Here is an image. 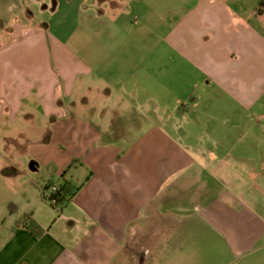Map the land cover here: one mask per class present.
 Masks as SVG:
<instances>
[{
	"label": "crops",
	"instance_id": "0c3cea01",
	"mask_svg": "<svg viewBox=\"0 0 264 264\" xmlns=\"http://www.w3.org/2000/svg\"><path fill=\"white\" fill-rule=\"evenodd\" d=\"M134 3L133 19L122 2L103 13L102 64L0 0V120L94 134L87 181L63 176L67 239L7 203L0 264H124L129 244L138 264H264V0Z\"/></svg>",
	"mask_w": 264,
	"mask_h": 264
},
{
	"label": "rangeland",
	"instance_id": "374dc122",
	"mask_svg": "<svg viewBox=\"0 0 264 264\" xmlns=\"http://www.w3.org/2000/svg\"><path fill=\"white\" fill-rule=\"evenodd\" d=\"M22 6L24 12H29L32 20L29 25L42 24L50 32H59L60 28L73 33L72 49L77 57L86 59L92 57L94 62L103 64V13L111 19L113 13L110 1L128 4L123 9V16L129 20L138 13L135 1L140 0H63L68 18L55 17L47 9L53 6V1L62 0H14ZM133 1V2H132ZM143 1V0H141ZM134 8V9H133ZM141 9V7H139ZM133 11V12H132ZM62 26V27H61ZM96 104V103H95ZM98 107L100 99L97 102ZM98 121L97 119H94ZM5 124L0 129V218L3 217L7 203L14 204L17 219L24 221L25 213L21 210L28 201L32 204V211L44 225L53 226V233L60 235L64 229H71L69 221L62 216L76 215V207L65 205L55 207L50 202H45L41 196L44 186L49 182L65 185L63 176L75 186L85 183L89 175L83 167L87 156V144L92 142L94 134L87 131L67 133L65 130L53 133L46 127V120H31L26 127L25 120H18L16 125L10 127L8 119L0 120ZM83 121V120H82ZM48 122L52 123L51 120ZM24 124V125H23ZM51 125V124H50ZM48 124V126H50ZM44 127V128H43ZM37 164V169L32 170L31 165ZM46 193V192H45ZM63 208V209H62ZM85 230L82 227L73 230L75 235H80ZM95 238H92V241ZM141 247H133L131 244L125 249L124 264H138L137 254ZM195 264V263H191ZM197 264H219L205 260Z\"/></svg>",
	"mask_w": 264,
	"mask_h": 264
},
{
	"label": "trees",
	"instance_id": "16d2710c",
	"mask_svg": "<svg viewBox=\"0 0 264 264\" xmlns=\"http://www.w3.org/2000/svg\"><path fill=\"white\" fill-rule=\"evenodd\" d=\"M264 6V3L262 4V7ZM260 12V10H259ZM52 186L54 185H47L44 187V191L50 189ZM59 192L57 194V198H58V204L57 206L55 207H62L64 206L68 201H70V199L72 197L75 196V192L69 190V189H66L65 188V185L63 186H59ZM44 197L45 199L47 200V197L45 195V192H44ZM14 206V204H10V207ZM12 210V209H11ZM28 219V229L30 231H32V233L34 235H36L37 237H40L43 233H44V230L40 227V225L35 222L33 219H31L29 216L26 218Z\"/></svg>",
	"mask_w": 264,
	"mask_h": 264
},
{
	"label": "built area",
	"instance_id": "2783aa9c",
	"mask_svg": "<svg viewBox=\"0 0 264 264\" xmlns=\"http://www.w3.org/2000/svg\"><path fill=\"white\" fill-rule=\"evenodd\" d=\"M59 190H60L59 186H57L55 184L50 189L45 191L46 192L45 195L47 197V200L50 202V204L52 206H57V204H58L57 194H58Z\"/></svg>",
	"mask_w": 264,
	"mask_h": 264
},
{
	"label": "water",
	"instance_id": "95a60500",
	"mask_svg": "<svg viewBox=\"0 0 264 264\" xmlns=\"http://www.w3.org/2000/svg\"><path fill=\"white\" fill-rule=\"evenodd\" d=\"M37 166H38L37 164L33 163V164L31 165V169H32V170H36V169H37Z\"/></svg>",
	"mask_w": 264,
	"mask_h": 264
}]
</instances>
